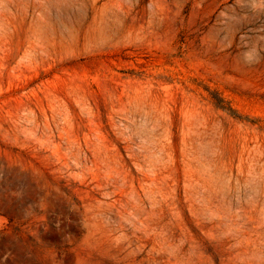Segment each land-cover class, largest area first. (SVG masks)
Returning a JSON list of instances; mask_svg holds the SVG:
<instances>
[{
    "label": "rangeland",
    "instance_id": "obj_1",
    "mask_svg": "<svg viewBox=\"0 0 264 264\" xmlns=\"http://www.w3.org/2000/svg\"><path fill=\"white\" fill-rule=\"evenodd\" d=\"M0 264H264V0H0Z\"/></svg>",
    "mask_w": 264,
    "mask_h": 264
}]
</instances>
